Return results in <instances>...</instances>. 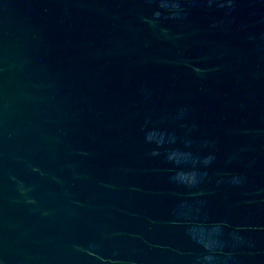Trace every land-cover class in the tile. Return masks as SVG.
Instances as JSON below:
<instances>
[{"label": "water", "instance_id": "water-1", "mask_svg": "<svg viewBox=\"0 0 264 264\" xmlns=\"http://www.w3.org/2000/svg\"><path fill=\"white\" fill-rule=\"evenodd\" d=\"M0 264H264V0H0Z\"/></svg>", "mask_w": 264, "mask_h": 264}]
</instances>
